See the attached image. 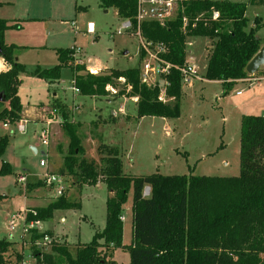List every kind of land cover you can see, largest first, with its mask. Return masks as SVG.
<instances>
[{"label":"trees","instance_id":"obj_1","mask_svg":"<svg viewBox=\"0 0 264 264\" xmlns=\"http://www.w3.org/2000/svg\"><path fill=\"white\" fill-rule=\"evenodd\" d=\"M98 1L105 9L113 7L122 20H129L136 27V0ZM247 4H264V0L185 1L183 11L171 21L163 25L155 21L141 22L140 32L146 40L166 44L168 51L162 57L176 66L184 62L188 37L208 38L211 47L203 77L221 81L222 95H226L236 80L246 77L245 67L261 47V40L255 35L258 22L248 27ZM214 10L219 12L216 20L211 19ZM181 14L197 24L187 34H183L180 28ZM18 26L0 18V56L8 64L7 69L0 71V121L10 127L21 119L22 105L17 94L20 75L56 80L64 66L71 69L72 84L79 94L103 97L109 92L106 87L115 89L121 85L116 94L136 97L138 117L172 118L179 113L182 84L178 69L170 68L165 76L169 83L166 102L157 99V87H148L141 82L139 66L94 74L76 63L74 48H56V65L49 68L37 66L27 71L15 59L19 47L4 41L5 30ZM141 56L140 53V60ZM59 111L61 131L68 139L59 174L77 175L80 184L104 182L108 191L105 223L101 230L94 232L89 242L79 243L73 252L68 244L56 240L51 242L49 251L34 249L32 253L36 262L115 264L111 258L113 251L122 248L129 254V264H264L263 115L244 114L240 119V172L237 176L163 175L157 172L135 176L123 171L120 154L113 148H108V153L100 156V164L87 161L82 156L84 150L77 124L69 120L62 107ZM8 141V135L0 136V158ZM11 173L13 169L9 162L2 161L0 174ZM33 185L43 183L38 181ZM145 187L149 188L148 195H143ZM130 189L131 242L125 245L122 243V205ZM79 207L80 203L72 202L62 194L45 207L33 208L36 214H28L26 220H45L57 209ZM39 237L40 234L31 235V241ZM11 248V242L0 240V264L9 262L7 257ZM13 253L17 260L20 253Z\"/></svg>","mask_w":264,"mask_h":264},{"label":"rangeland","instance_id":"obj_2","mask_svg":"<svg viewBox=\"0 0 264 264\" xmlns=\"http://www.w3.org/2000/svg\"><path fill=\"white\" fill-rule=\"evenodd\" d=\"M245 15L248 27L258 22L255 35L264 41V4H247ZM0 17L20 20L19 27L6 30L4 40L6 44L23 45L17 49L15 57L27 71L37 66L56 65V48H74L77 64L85 69L86 65L103 66L98 70L93 68L102 72L137 67L141 62L138 37L130 30L118 33L122 19L113 7L105 9L98 0H0ZM72 21L76 22V33L70 26ZM89 23L93 24L92 33L86 32ZM210 43L202 36L186 39L187 56L193 57L198 75L192 81L193 87L183 86L179 113L172 118L143 116L136 120L112 121L111 109L119 108V104L117 101L108 103L106 98L121 97L123 109L129 108L131 115L136 113L131 108L135 104L132 97L116 94L121 85L103 97L74 92L71 70L66 66L61 68L60 80L54 86L48 87L46 81L35 77L24 78L21 92L39 104L45 101L49 88L48 98L55 93L69 109L70 120L90 122L100 117V121L96 119V125L87 123L78 129L84 150L82 156L87 161L100 164V156L113 148L120 154L122 169L130 175L157 172L163 175L237 176L240 172V119L243 113L261 114L264 108L259 107L262 103H254L255 83L253 86L247 82L233 83L228 94L222 95L220 83L202 78L206 66L205 49ZM238 90L243 93L235 95ZM52 113L57 120L59 108L52 105L45 110L43 119ZM58 122L50 125L48 144H42L39 137L45 123L26 119L25 128L20 131L15 127L2 129L0 122V136L10 134L0 165L2 160L8 161L13 169L11 174H0V240L11 242V253L24 250L25 264H41L27 255L33 256L34 249L49 251L54 240L68 244L73 252L79 243L89 242L105 223L108 191L104 182L80 184L77 175L65 173L61 174L65 178L62 194H66L68 200L80 203L79 208L55 210L50 218L39 220L40 228L23 232V241L24 218L21 214L16 219V226L9 227L11 218L27 206L44 207L58 197L55 188L47 186L43 179L45 173L59 174L57 167L62 164L67 151L68 139L62 135ZM41 159L45 160V166L39 165ZM20 176H24V181H18ZM38 181L43 185H33ZM131 203L132 189L122 205V243L125 245L131 242ZM34 234L41 235L35 238L37 244L31 241ZM44 235L49 241H43ZM111 258L115 264H129L125 249L115 248ZM7 264H15V260Z\"/></svg>","mask_w":264,"mask_h":264},{"label":"built area","instance_id":"obj_3","mask_svg":"<svg viewBox=\"0 0 264 264\" xmlns=\"http://www.w3.org/2000/svg\"><path fill=\"white\" fill-rule=\"evenodd\" d=\"M190 0H136V27H133L129 20H122V26L118 33L122 30H130L131 34H135L139 39V54L141 53V62L139 65L140 80L143 84L148 87H157L158 96L157 99L161 102H166L168 100L166 94V87L169 84L166 80V75L169 73L170 68H176L181 74V84H191L192 78L198 74V67L192 61L191 56H187L186 50V41H185V59L181 66H176L165 60L162 55L168 51V47L163 42H153L146 40L140 32V23L144 21H155L160 25L171 21L179 12L183 11V2ZM219 17V12L217 10L212 11L211 19L216 20ZM198 18V17H196ZM196 20V19H195ZM70 25L73 28V31L76 33L75 22L72 21ZM196 21H190L189 17L185 14H181V31L183 34H187L190 30L196 28ZM86 32H94L93 24L89 23L87 26ZM89 72L92 73V70L89 69ZM97 71L93 70L95 74ZM120 81H123V78H119ZM109 91L114 92L115 89L112 87H106ZM73 91L77 92V89L73 87ZM237 94L241 91H237ZM264 117V114H263ZM52 117L46 118L45 125L40 132V141L42 144H48V136L50 131V125L54 123ZM4 126H7V123H3ZM16 128L18 130H24V123L17 122ZM40 166H45L46 162L44 159L39 161ZM44 183L51 187L55 188L56 195L60 196L64 190L65 178L61 174L57 173H45L43 176ZM18 181H24V176H20ZM149 193V188L145 187L143 194L147 195ZM35 215L36 212L33 208H24L22 212H19L17 215H14L11 218L9 227L13 229L16 226V219L23 216L24 221L22 225V231L24 233H29L30 228L38 227L40 224L38 220L27 221L26 216L28 214ZM27 221V222H26ZM43 241H49L47 235L42 237ZM34 243H38L37 239Z\"/></svg>","mask_w":264,"mask_h":264},{"label":"crops","instance_id":"obj_4","mask_svg":"<svg viewBox=\"0 0 264 264\" xmlns=\"http://www.w3.org/2000/svg\"><path fill=\"white\" fill-rule=\"evenodd\" d=\"M114 11H115V9H114ZM115 13H116V11H115ZM0 18H2V17H0ZM7 20V19H6ZM7 21H9L11 24H20L19 22H20V20L19 19H15V20H7ZM75 25H76V22H75ZM71 26V25H70ZM19 27V26H18ZM71 28H72V26H71ZM72 30H73V28H72ZM78 30V29H77ZM5 32H6V30H5ZM206 38V37H205ZM4 39H5V33H4ZM5 42H6V40H4ZM264 44V41H261V46ZM18 46V45H17ZM19 48L20 47H23V45H21V46H18ZM210 47H211V43H210V46H209V48L207 49H205V51L207 52V54H208V51H209V49H210ZM18 48V49H19ZM55 53V52H54ZM76 54H77V52H75V58H76ZM55 56H56V58H57V55H56V53H55ZM192 57V56H191ZM206 58H207V55H206ZM15 59L18 61V59H17V57H15ZM77 59V58H76ZM78 60V59H77ZM192 61L194 62V60H193V57H192ZM58 63V59H57V62H56V64ZM55 65V64H54ZM53 65V66H54ZM40 67V66H39ZM50 67H52V66H50ZM86 67H87V69H91L92 70V73H93V70H95V69H93V68H96V70H98V69H100L101 67H103V66H88V65H86ZM8 68V64L7 63H5V61L2 59V57L0 56V71L1 70H5V69H7ZM41 68V67H40ZM47 68H49V67H47ZM69 68V67H68ZM70 69V68H69ZM86 69V70H87ZM117 69V68H116ZM71 70V69H70ZM101 70H99V71H97L96 73H98V72H100ZM198 75V74H197ZM34 76H29V75H27V74H22V75H20V79H21V83H22V81L24 80V78H33ZM35 78H37V79H41V78H38V77H35ZM203 79H205L204 77H202ZM193 79H195V77L194 78H192V80H191V84H183L181 87L183 88V86L184 85H186V87H188V88H191V87H193V85H194V83L192 82L193 81ZM42 80H44V81H46L47 83H48V87H51V86H54L59 80H60V77H59V79H56V80H45V79H42ZM71 80H72V72H71ZM205 80H207V79H205ZM211 81H215V80H211ZM216 82H218V83H220L221 84V86H222V83H221V81H216ZM237 82H247L248 84H249V86H253V84L255 83V84H257L256 85V89H254L253 90V93H254V95H255V100H254V103H262V104H260L259 105V107L260 108H264V65H261V66H259L258 68H257V70L253 73V74H249V73H247V75H246V77L245 78H242V79H239V80H236L234 83H237ZM21 83H20V85L18 86V89H17V94H18V96H19V99H20V103H21V105H22V110H21V119L18 121V122H23L24 124H25V120L26 119H28V120H31V121H39V122H42L43 124L45 123V120H46V118H49V117H52L53 118V120L55 121L54 123H59L58 122V120L60 121V125H61V122H62V117H61V111H59L60 113H59V115L57 114V120L56 119H54L55 117V114L54 113H52V116H46L44 119H43V115H44V112H45V110L47 109V108H49L51 105L52 106H54V107H62L63 109H64V111L68 114V117L70 116V113H69V109L67 108V106L62 102V101H60V100H58L56 97H55V93H53L52 95H53V97H51V98H48L49 97V94H48V91H49V88L47 89V94H46V99H45V101H42L41 103H39V104H36V100H34L33 98L32 99H28V95L27 94H25L24 96H23V94H22V92H21ZM250 89H252V88H250ZM239 91V90H238ZM237 92V91H236ZM235 92V95H241L242 93H243V91L241 92V93H239V94H237ZM256 93H258V95L256 94ZM228 94V93H227ZM253 95V96H254ZM94 97V96H93ZM97 97V96H96ZM114 98V97H113ZM111 99V98H106V102H108V103H111V102H114V101H117L118 102V104H119V108H116V109H114V108H112L111 109V114L110 115H112L111 116V118H110V120L112 119V121H114V120H119V119H124V120H128V119H134V120H136V118H138V116L136 115V113L135 114H131L130 115V109L129 108H127V107H125L124 109H123V107H122V101H121V97H119V98H116V99ZM132 99L134 100V102L133 103H135V104H133L132 105V109L134 110V111H136V97H132ZM259 99H260V101H259ZM123 103H124V100H123ZM126 103V102H125ZM58 107V108H59ZM248 114H250V113H248ZM264 114V110H263V112L261 113V115H263ZM243 115H244V113H243ZM117 117V118H116ZM100 117H98V118H96L97 120H99L100 121V119H99ZM96 119H94V120H92V121H90V122H82V121H80V120H70L71 122H73V123H76L77 124V126H78V129L79 128H81V126H83V124H87V123H89V125L90 124H93V125H96V122H97V120ZM1 122V121H0ZM95 122V123H94ZM1 127H2V129H5V128H8V127H10V125H7V126H4L3 125V122H1ZM15 127V129H16V125L14 126ZM43 128V127H42ZM60 130H61V126H60ZM14 130H12V131H10V132H13ZM9 132V133H10ZM61 133H62V131H61ZM78 133H79V131H78ZM6 135H8V137H9V135L10 134H7L6 133ZM62 135H63V133H62ZM66 139V138H65ZM68 141V140H67ZM2 161H4V160H2ZM2 161H1V163H2ZM6 162H8V161H6ZM10 164V163H9ZM61 167V164H59V166L57 167V169L59 170V168ZM124 171V170H123ZM126 173V172H125ZM20 175V174H19ZM18 174L16 175V176H19ZM27 175V174H26ZM18 179V178H17ZM98 182H101V181H98ZM97 182V183H98ZM23 193H24V191H23ZM26 196V195H25ZM38 198H41V197H38ZM51 202V201H50ZM49 201H48V203H50ZM47 203V204H48ZM46 204V205H47ZM45 205V206H46ZM44 206V207H45ZM28 207V206H27ZM43 207V206H42ZM28 208H36V207H31V206H29ZM61 219H63V217L61 218ZM27 235V234H26ZM26 237V236H25ZM30 238V237H29ZM23 239V231H22V235H21V241H23L22 240ZM26 239L28 240V237H26ZM30 240V239H29ZM23 244V243H22ZM20 246H21V244H20ZM21 249V248H20ZM17 252V251H16ZM19 253H20V256L19 257H17L18 259L16 260V256L14 255V254H11V252H10V255L7 257L8 258V260H9V262H10V260H15V264H25V260H24V256H25V251L23 250V251H19ZM28 257H32L34 260H35V257H33V256H29V255H27ZM22 257V258H21ZM8 262V263H9ZM35 262H36V260H35ZM37 263V262H36Z\"/></svg>","mask_w":264,"mask_h":264},{"label":"water","instance_id":"obj_5","mask_svg":"<svg viewBox=\"0 0 264 264\" xmlns=\"http://www.w3.org/2000/svg\"><path fill=\"white\" fill-rule=\"evenodd\" d=\"M261 65H264V44L259 48L257 53L247 63L245 70L247 73L253 74Z\"/></svg>","mask_w":264,"mask_h":264}]
</instances>
